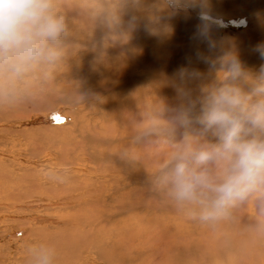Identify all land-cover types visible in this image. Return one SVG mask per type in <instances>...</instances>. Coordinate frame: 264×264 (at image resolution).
<instances>
[{"label":"rangeland","instance_id":"rangeland-1","mask_svg":"<svg viewBox=\"0 0 264 264\" xmlns=\"http://www.w3.org/2000/svg\"><path fill=\"white\" fill-rule=\"evenodd\" d=\"M79 1L64 0L63 3L60 0L62 6L73 3L82 6L83 3ZM143 1L139 9L128 6L126 0L117 4L112 2L109 7L112 5L110 8L116 11L115 16L111 15L109 9L103 20L93 19L95 27H91V35L100 36V27L108 25V44L121 52L119 55L113 54L112 59L109 57L110 62H116L114 59L118 58L123 67L119 76L109 75L95 80L92 87L86 82L74 81V88L72 84L63 86L60 89L62 92L51 91L35 100L25 99L23 94L14 96L10 90L6 91L5 97L9 104L1 102L0 105V176L3 178H0V264H24L22 262L26 255H31L30 250L39 251V243L44 241V237L36 230L49 227L64 229L68 220L64 217V211L68 209L64 208L74 204L68 203L67 199L81 197L79 194H84L87 188H91L88 190L92 191L93 196L105 195L109 211L116 206L114 199H110L114 198V191L117 188L121 190L125 185V182L116 180L118 178L138 177V181L132 183L141 181L143 194L156 193L148 187V173L154 171L162 158L165 151L163 147L143 142L136 145V149H130L134 157L132 162L121 159V153L130 148L134 119H138L156 102L167 108L177 107L181 103V90L190 91L193 96L199 95L201 88L215 79L210 63L225 51H235L244 66L252 72H258L264 65V57L257 50L258 46L264 45V0H208L212 21L206 31L199 18V8L173 13L161 4L163 0ZM63 11L60 10L62 14ZM66 14L64 12L63 15L69 26L72 22ZM122 14L129 15L128 20L135 16V25L129 28L127 21H119ZM85 18L90 20V17ZM135 29L136 32H133ZM158 52L168 54L164 61L158 55L155 56ZM81 117L85 119L84 125L80 121ZM98 151L106 153V157H101ZM112 167L122 169L118 173L115 170L114 173L107 172L106 169ZM104 170L106 174H103ZM15 178L25 180L18 183ZM51 179L59 185V192L56 191L53 196L41 192L40 196L28 197L29 187L33 189L39 184L40 188H49ZM5 182L8 188L3 189ZM129 210L124 211V221L127 220V226L139 229L142 226L140 220L146 222L145 216L137 214L130 218ZM181 213L176 209L173 211L175 217L191 218ZM256 217L264 220V191L258 190L247 199L237 202L224 217L212 222L201 221L202 226L198 230L203 233V229L208 226V230H204V238L209 241L214 233L222 229L225 219H232L235 224L237 218H246L249 223H254ZM226 224L222 226L223 229L233 232L232 222L228 226ZM68 228L70 226L65 229ZM134 235H137L136 232ZM32 238L36 240L34 244ZM80 238L77 251L60 264H104L97 259L92 245L84 243L83 236ZM163 238V231L150 232L143 235L140 241L135 239L134 243L139 248L140 243L149 242L157 244L158 249ZM188 240L195 242L197 236H191ZM99 250L104 251V248ZM140 250L138 253L142 258L126 264H149V251ZM254 251L253 254L257 252V256L263 258L264 246Z\"/></svg>","mask_w":264,"mask_h":264},{"label":"clouds","instance_id":"clouds-1","mask_svg":"<svg viewBox=\"0 0 264 264\" xmlns=\"http://www.w3.org/2000/svg\"><path fill=\"white\" fill-rule=\"evenodd\" d=\"M142 0H126L139 9ZM175 13L199 8L206 31L212 16L208 0H163ZM136 17L127 24L135 25ZM68 33L58 0H0V75L23 76L38 65L64 56ZM264 57V45L257 49ZM215 79L199 95L181 90V103H154L134 119L130 149L151 142L165 149L149 187L178 212L201 221L226 216L239 201L264 191V65L247 69L235 51H225L209 65ZM32 260V257L29 258ZM33 264H56V251L45 245Z\"/></svg>","mask_w":264,"mask_h":264},{"label":"bare ground","instance_id":"bare-ground-1","mask_svg":"<svg viewBox=\"0 0 264 264\" xmlns=\"http://www.w3.org/2000/svg\"><path fill=\"white\" fill-rule=\"evenodd\" d=\"M145 1L155 2L153 0H144L143 2ZM112 2L117 4L121 2V0H80L79 3H83L82 6L78 3L62 6L60 0H58L60 10L63 9V14L64 12L67 13L66 15L69 21L72 22L68 26V36H66L64 41L63 58L53 65H38L20 77L0 75V105L1 102L3 104L8 103V99L5 97V93L8 90H10L14 96L23 94L25 95V99L29 98L35 100L51 91L62 92L63 90L60 89L63 86L68 87L72 84V88H74L76 86L74 81H76V83L86 82L89 84V87H92L93 84H95L94 82H96L95 80L100 78L102 79L103 77H107L109 75H114L115 77L119 76L123 67L120 66L117 60L118 58L114 59L116 62L110 61L113 54L118 53L119 55L121 52L115 50L113 48L114 46L112 47L108 44V29H110L108 25H102V27H100V33H98L100 36L95 34V36L93 34L91 35V27L93 25L95 27L94 18L100 19V21L103 20L105 15L107 16L109 13V9L112 12L111 15L115 16V6H113L114 11L110 8L112 5L109 7ZM161 4L163 5V2ZM155 6L159 9L161 8L159 5ZM128 16L129 15H123L122 17L120 15L119 17L121 19H119V21L128 22ZM85 17H90V20H87ZM133 32H136V29ZM144 34H146V29ZM167 55L168 54L163 53L159 54V52L155 54V56L161 59V61H164ZM110 56L111 59L109 61ZM120 63L122 64L121 61ZM169 68L171 69V67ZM109 69H111V72ZM98 82L102 83L100 81ZM103 83L105 84L106 81ZM84 85L86 86V84ZM75 116L76 114H74L73 118H75ZM80 121L83 122L84 125V117H81ZM102 143L99 144L102 145ZM109 144L110 143H108V145ZM97 153H99V151ZM97 153H95V155H97ZM99 155L103 158L106 157V153L104 152L99 153ZM107 163L109 164V161ZM120 169L122 168L112 167L106 170L107 172H113L115 170L118 173ZM103 174H106L105 170L103 171ZM90 175L92 176V174ZM102 176L107 177L110 175ZM139 177H141V175H139ZM0 178L3 179L1 176ZM88 178L90 179L91 177ZM21 180L24 182L25 179L15 178V181L18 183H21ZM116 180L122 183L125 182V185L121 187V190H118L117 188V190L114 191V194L112 195L114 198L110 199H114L113 201L116 203V206H114L110 211L105 195L103 196V194H98L97 196H93L91 193L92 191L88 190L91 188H87L85 189L86 191L84 194H79L81 197L76 198L75 200L67 199L69 201L68 203L74 202L72 206L64 208L68 209L67 211H64V217L68 218L64 225L66 227L70 226V228L65 229L66 227H63L64 229H61L49 227L45 230H36V232L44 237V241L39 243L40 249L45 245H49L55 249L56 264L62 263L65 258H71V255L78 249L81 241L80 236H83L82 240L85 239L84 243L86 242V244L89 243L92 245L91 249L95 252L97 259L100 261L102 260L104 264H126L130 261L135 262L136 260L142 258V256L138 253L141 251L140 248H142V250L145 249L149 251L147 253L149 254V264H224L230 262H237L238 264H257L262 263V261L264 262V255L263 258L260 259L257 256V252L256 254H253L255 252L254 250H258L260 246H264V220H260L256 217L254 223H249L246 220L248 217L244 219L237 218V221L234 224V222L231 221L232 219H225L222 222V226H224V223H228L226 224V226H228L229 223L232 222L233 225H231V227L234 231L228 232L221 226L222 229L217 234L214 233L213 237L210 236L211 239L208 241L204 238V230H208V226L204 228L203 233H201L200 230H198L201 229L199 227L202 226L200 225V219L186 218L183 216L175 217L176 215L173 214L175 207L166 201V199H164L160 194L157 192V194L153 193V195L143 194L144 191L142 190V185H140L141 181L138 184L132 183L133 181H138V177L118 178ZM50 181L52 182L49 183V188H40L39 184H37L33 189L29 187L27 191L29 196L28 194L27 196L29 198L34 197L35 195L40 196L41 192V194L50 193L53 196L54 193L60 189V187L54 182L55 180L51 179ZM60 181L63 182L62 180ZM62 186H64V184H62ZM2 187L3 189L8 188V184L5 182ZM81 190L83 189L81 188ZM74 192L77 193V191ZM94 197L96 198L94 199ZM139 205H142V207H139ZM126 209H130L128 211V216H130V218H132L131 216L142 214L145 216L146 222L140 220L142 226L139 229L132 228V226L129 225L127 226V220L124 221L123 216V214L126 213L124 212ZM137 222L139 224V221ZM158 231H163L164 233V238L159 242L160 245L158 249H156L157 244H149V242H145L144 244L140 243L138 248V244L136 245V243H134L135 239L140 241L143 235ZM135 232L137 235H134ZM35 236L37 238V235ZM191 236H197V240L195 242L189 241L188 238ZM32 242L34 244L36 240L32 238ZM102 247L104 248V251L99 250ZM39 251L32 252V250H30L29 253H31V255H26V258L22 263L33 264L35 258L39 255ZM153 253L155 256H153ZM30 257H32V260L29 259Z\"/></svg>","mask_w":264,"mask_h":264}]
</instances>
